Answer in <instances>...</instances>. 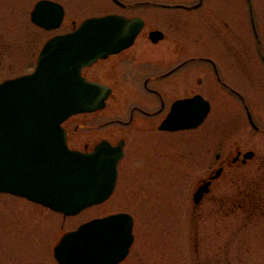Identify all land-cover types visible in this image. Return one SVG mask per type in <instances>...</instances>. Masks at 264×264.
Masks as SVG:
<instances>
[{
    "label": "rangeland",
    "instance_id": "1",
    "mask_svg": "<svg viewBox=\"0 0 264 264\" xmlns=\"http://www.w3.org/2000/svg\"><path fill=\"white\" fill-rule=\"evenodd\" d=\"M59 1L66 5V19L54 31H44L31 23L30 6L24 13L21 5H17L21 11L11 6L1 9L0 81L30 72L47 39L71 31L86 18L109 13L148 18L149 24L135 47L128 51L135 56L143 51L140 60L120 67L100 62L84 69L89 79L112 87L106 107L93 113L73 115L63 123L69 134L70 148L85 151V144L92 148L103 139L114 143L123 137L128 140L127 155L121 163L114 193L103 203L77 215L63 216L26 199L0 194V264H58L53 248L59 236L94 217L117 212H128L135 221V241L121 264H264V132L252 128L238 100L229 99L228 95L217 97L209 118L200 128L174 133L172 137L157 129L155 132L145 128L149 119L139 113H136L134 125L121 123L128 119L130 109L135 105L149 109L158 107L152 96L143 90L144 78L169 69L173 60H182L178 52L185 51L186 47L190 49L188 39L193 43V50L213 57L218 56L221 48L216 44V41L220 42L219 37L232 40L236 34L241 52L252 53L259 48L264 51V0H253L260 22L257 27L259 46L248 21L245 24L241 21L235 33L226 30L219 35L213 31L216 26L212 27L211 22H199L191 27L192 36L187 38L184 27L172 31L166 20L172 12L167 10L156 7L126 9L112 0ZM150 1L192 4L198 0ZM205 2L214 7L223 3L229 7L237 5L243 15L246 12L245 0ZM152 28L164 30L166 39L151 44L147 36ZM228 69V81L253 102L252 109L258 117L256 123L263 130L264 66L257 59L255 72L250 71V76L248 71H240L238 78L232 68ZM169 81L162 84L165 93L172 86ZM125 93H136L138 97L125 100ZM170 103L171 100L167 101L160 120L167 115ZM237 149L241 150V157L247 151H254V159L243 168L229 167L224 176L214 182L212 193L200 206H195V189L206 180L207 173L211 176L220 166L216 156L233 158ZM206 151L208 153L204 154ZM243 190L246 194L257 195L256 219L245 218L238 212L241 208L233 210L231 200L227 203L224 199L226 195L234 196ZM196 245L199 254L203 252L201 259Z\"/></svg>",
    "mask_w": 264,
    "mask_h": 264
},
{
    "label": "water",
    "instance_id": "2",
    "mask_svg": "<svg viewBox=\"0 0 264 264\" xmlns=\"http://www.w3.org/2000/svg\"><path fill=\"white\" fill-rule=\"evenodd\" d=\"M63 17L62 7L48 1L40 2L33 13L34 22L47 30L58 29ZM143 25L142 18L118 14L89 18L73 32L48 40L33 73L0 84V192L28 198L65 216L111 196L124 155L122 145L113 148L104 142L92 153L73 150L62 125L73 115L105 108L111 89L88 81L82 71L132 46ZM150 38L158 42L164 34L155 31ZM209 112V103L201 97L177 101L161 128L195 129ZM252 157V152L244 156ZM210 184L198 188L195 204ZM133 241L132 218L118 214L66 233L54 254L60 264H118Z\"/></svg>",
    "mask_w": 264,
    "mask_h": 264
},
{
    "label": "flooded vegetation",
    "instance_id": "3",
    "mask_svg": "<svg viewBox=\"0 0 264 264\" xmlns=\"http://www.w3.org/2000/svg\"><path fill=\"white\" fill-rule=\"evenodd\" d=\"M43 1H52V2H55L61 5L62 9L64 10V19H63V23H64L66 19V5L59 0H35L34 2H32V0H0V11L4 6L5 7L11 6L15 10L21 11L17 6V5H21V6H24L25 8V9L23 8L24 10L22 9V13H24L23 11H26L27 10L26 8L30 6L32 7L30 11V16H29L31 23L37 26L38 28L46 31L45 29L39 27V25L34 23L33 17H32V14L34 10L36 9V6L40 2H43ZM118 1L119 3L115 1H113V3L120 7L126 8V9L127 7H133V8L156 7L162 10H167V12L168 11L172 12V15L168 17L169 19H166L172 26V31L175 32L178 29H180V27H184L185 36L187 38L188 37L190 38V36H192L191 27L197 25V23L199 22H203L206 24H209L211 22L212 27L216 26V28L213 29V31L215 30L216 34L219 35V32L224 33L226 30L232 31L233 33H235V31H238L235 28L239 27L242 24L241 21H243L244 24L248 21V23L250 24L252 28V32L254 34L255 40L257 41L256 33L258 32V30L256 32L255 28L257 29L260 22H259L258 16L256 15L257 8L253 0H245L246 1L245 15L242 14L241 8L237 5L229 7L228 4L223 3L219 6L214 7V5L212 4H207L205 0H198L197 2L192 3V4H189V3L187 4L183 2L160 3V2H153V1H146V2L138 1L134 3H124L121 0H118ZM105 15H108V14H105ZM21 16L23 17V15ZM123 16H126V15H123ZM134 17L142 18L144 22V27L141 33L139 34V36L137 37L138 39L143 33V31L145 30V28L147 27V24H149V19L142 15L130 16L128 18H134ZM76 27H74L72 30H74ZM156 30H160L164 33V38L162 40L166 39L164 30L159 29V28H152L147 36L151 44H156V42H153L150 39L151 32L156 31ZM232 38H233L232 40H229V39H226V37L224 36L219 37L218 40H220V42L216 41V44H220L221 48L218 51L217 57L208 55L207 53L202 52L200 50H193L192 48L193 43L190 39H188L187 44H189L188 48L190 49H187L186 47L185 51L178 52L179 55L182 56L183 58L182 60L180 61L173 60L172 67H170L169 69H166L163 72H160L159 74H156L153 76H147L146 78H144V83L142 84L143 90L147 92L148 95L152 96L151 99L152 100L154 99L158 103V107L155 109H149L148 107L144 108L140 105H135L130 109L128 119L126 121H122L121 123H124L126 126L134 125L137 120L136 113H139L142 117L149 119L148 123L144 125L145 128L153 129L154 131L155 129H157L160 132H163L165 134H170L172 137V134L174 133L165 132V131L160 130V125L162 121L165 119L164 118L163 120H160V116L162 115V112L166 108L167 101L171 100V103L169 106V111H170V109L172 108V104L175 101L184 100V99H193L198 96V97H201L202 99L207 100L210 103L211 110H212L213 102L216 100V98L217 97L224 98L225 95H228L229 97H231L229 99L233 98V100H238L240 102V104L243 106L245 110V114H246L245 117L248 122H250V119L248 117L249 113L251 114L252 120L254 122H257L258 117L255 115V112H253L254 109H252L253 102L249 100L248 98H246L240 92L239 87L235 86L233 83L228 81V77L226 73L229 70L228 67H230L234 70L235 74L237 75V78L239 77L240 71H244V72L248 71V73L251 76L252 73L250 71L255 72L256 70L257 59H259L261 64L264 66V51L257 49L256 51H253L252 53L248 51L241 52L240 51V39L238 35L237 34L235 36L233 35ZM136 41L131 47L121 51L120 53L110 55L106 59H100L96 63L98 64L100 62H107V63H110V65L113 67H120L123 64H132L136 60L138 59L140 60L141 59L140 57L143 55V51H141V55H136V56L134 55V53L128 52L131 48L135 47ZM39 52L35 58V63L37 61ZM34 64L31 67L32 68L31 71L33 70ZM84 71H83V76L86 77L88 80L92 82L101 83L97 80L89 79L87 76H85ZM15 77L16 76L11 77V78H6L0 81V83H2L5 80L12 79ZM166 80H170L169 82L172 83V86L170 89H167L165 93V91L162 88V84L166 82ZM250 80H253V79H250ZM109 87L112 90V87L111 86ZM127 95L128 94L125 93L124 95L125 100L126 98H130V97L131 98L138 97L136 93L130 94L128 96ZM260 130L262 131L261 128ZM187 131H191V130H187ZM263 132H264V129H263ZM68 140H69V134H68ZM103 141H106L113 148H118L119 146L122 145V151L124 155L118 166V170H119L118 180H119L120 166H121V163L125 160L126 155H127L126 147L128 146V140L122 137L121 140L114 141L113 143V142H110L109 140L103 139L97 142L96 144H94L92 148L90 145L85 144L84 149L86 152H92ZM207 153H208L207 151L204 152V154H207ZM240 153H241V150L237 149L236 155L233 158H231L230 156L224 159L222 158L221 154H218L216 156V160L220 162V166L218 170H222L221 175L218 179L224 176L226 170L229 167L235 166V167L243 168L247 166L248 164H250L248 163L249 161L243 160V157L240 156ZM205 178H206V181H208V179L210 178L209 173L206 174ZM118 180H117V184H118ZM216 180H212L211 182L210 193H212L213 191L212 189H214L213 184ZM202 182H204V180ZM117 184H116V188H117ZM206 196H209V195L207 194ZM206 196L204 197L202 202H204ZM256 197H257L256 194L253 195L252 192L250 194H246L245 190H243L242 192L237 191V195H234V196L226 195L224 199L228 200L227 203H229V199H230L231 200L230 202H232L233 204L232 206L233 210H236V209L240 210L239 208H241L242 211H238V212H240L241 215H243L245 218H248L251 220V218L256 219L255 215H256L257 208H258V205L255 202ZM197 206H200V204ZM117 213L129 214L134 220L133 215L128 212H117ZM117 213H112V214H117ZM112 214H107V215H112ZM107 215L100 216V217H94L91 220L102 218ZM203 216H205V213L202 211V217ZM133 224H134L133 225V236H134V241H135V235H134L135 221L133 222ZM196 252L198 254V258L201 259L203 252L199 254L198 245H196ZM125 260L126 258L122 260L121 262H119L118 264H121Z\"/></svg>",
    "mask_w": 264,
    "mask_h": 264
},
{
    "label": "bare ground",
    "instance_id": "4",
    "mask_svg": "<svg viewBox=\"0 0 264 264\" xmlns=\"http://www.w3.org/2000/svg\"><path fill=\"white\" fill-rule=\"evenodd\" d=\"M61 237H62V235L58 237V238H59V240L61 239Z\"/></svg>",
    "mask_w": 264,
    "mask_h": 264
}]
</instances>
